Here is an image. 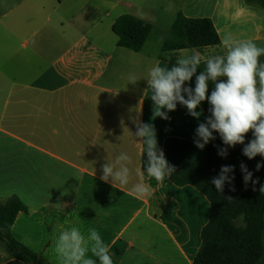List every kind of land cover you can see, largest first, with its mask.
<instances>
[{
    "label": "crops",
    "instance_id": "crops-1",
    "mask_svg": "<svg viewBox=\"0 0 264 264\" xmlns=\"http://www.w3.org/2000/svg\"><path fill=\"white\" fill-rule=\"evenodd\" d=\"M180 12L210 19L221 43L163 52ZM125 14L152 25L139 52L119 47L112 30ZM226 37L264 48V9L245 0H0V200L27 207L12 233L39 263L61 264L55 240L77 227L100 233L113 264H193L211 205L191 185L148 177L134 134L142 122L162 150L167 138L194 141L207 114L199 107L197 120L178 104L170 119L155 116L148 71L194 52L204 70L226 54ZM120 152L132 157L131 177L114 187L100 179L102 165ZM138 182L147 193L133 191ZM0 264L27 263L0 245Z\"/></svg>",
    "mask_w": 264,
    "mask_h": 264
},
{
    "label": "clouds",
    "instance_id": "clouds-1",
    "mask_svg": "<svg viewBox=\"0 0 264 264\" xmlns=\"http://www.w3.org/2000/svg\"><path fill=\"white\" fill-rule=\"evenodd\" d=\"M222 45L226 54L209 57L204 70H199L202 58L198 52L178 58L170 67L156 64L149 69L147 84L152 89L150 99L154 115L168 120V113L175 111L179 104L190 116L200 120L202 112L197 109L207 101L210 115L195 129V146L203 150L216 139L214 133L218 134L225 146H216L218 156L227 158L229 148L243 145V156L249 160L257 156L262 158L255 166L259 171L264 167V63L260 61L264 48L253 41H235L231 37H226ZM193 77L194 87L191 86ZM137 82L135 75L129 76V83L135 85ZM249 133L252 139L246 143ZM134 135L146 145L145 174L157 182L171 177L175 166L159 148L153 126L140 122ZM131 164L132 157L120 152L112 163L102 165L100 179L114 187L117 183L128 185ZM240 170L245 186L249 182L253 186L259 183V178L253 179V172L243 162ZM234 171L235 165H221L219 174L211 180L217 192L223 193L225 184L235 191ZM259 190L264 194V185ZM133 191L145 194L148 187L138 182L133 185ZM54 247L61 264H113L109 246L95 228H90L87 236L77 227L64 230L56 238Z\"/></svg>",
    "mask_w": 264,
    "mask_h": 264
},
{
    "label": "trees",
    "instance_id": "trees-1",
    "mask_svg": "<svg viewBox=\"0 0 264 264\" xmlns=\"http://www.w3.org/2000/svg\"><path fill=\"white\" fill-rule=\"evenodd\" d=\"M245 1L264 9V0ZM112 30L118 37L119 47L139 52L152 31V25L125 14L117 18ZM220 43L219 34L210 19L188 18L180 12L162 51L201 49ZM211 90L210 85L209 95ZM200 107L207 116L210 115L207 101ZM250 139L251 133L245 142ZM217 145L225 147L218 134L203 150L193 142L180 138H167L163 146L166 159L176 169L169 177L170 181L179 187H195L211 205L210 218L202 229L201 246L193 264H264V194L259 190L264 185V167L255 170L257 162H261L262 158L257 156L249 160L243 156V145L229 148L227 158H222L217 154ZM241 162L253 172V179L259 178L255 186L251 182L245 186L240 170ZM221 165H235V191H231V186L225 184L223 193H220L211 183L212 178L219 174ZM27 211V207L16 196L0 200V245L12 258L27 264H41L37 253L18 241L12 233L17 215Z\"/></svg>",
    "mask_w": 264,
    "mask_h": 264
}]
</instances>
